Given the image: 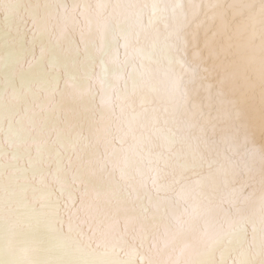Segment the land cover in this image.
Here are the masks:
<instances>
[{"label":"snow or ice","instance_id":"6c2138e0","mask_svg":"<svg viewBox=\"0 0 264 264\" xmlns=\"http://www.w3.org/2000/svg\"><path fill=\"white\" fill-rule=\"evenodd\" d=\"M188 8L185 11L181 3L169 7L137 0H54L41 9L22 0H0V12L7 18L23 12L32 15L37 25L33 38L48 39L53 50L69 35L77 34L86 51L89 45L96 48L101 70L94 79L101 88V114L106 112L114 124L115 142L120 145L114 147L112 140L104 145L101 171L109 170L112 176L119 172L123 180L130 175L126 170L135 158L138 183L146 189L150 181L161 208L171 205L163 208L161 220L150 227L142 224L130 232L128 224L123 231L119 229V220L106 225L108 216L100 214L99 208L94 210L93 201L87 198V184L79 207L75 205L70 189L80 177L73 174L70 183L71 163L65 172L59 155H52L48 168L55 162L56 170L39 181L49 189L47 195L21 193L14 183L15 171L8 172L6 182L0 177V264H264V140L257 143L253 120L235 98L238 81H243L245 91H254L258 81L264 103V3L259 8L243 0L227 6L192 3ZM35 12L44 13L40 17L46 18L43 27ZM208 12L213 13L211 19H219L212 36L205 39L211 67L204 57L189 55V36L194 35L189 29ZM161 22L166 33L162 44L156 27ZM149 31L154 33L150 48L127 51L129 41H139ZM116 32L125 41L123 61L119 60V47L114 53L106 47L108 36ZM106 56L110 57L108 63ZM38 63L33 58L28 67ZM161 71L172 82L163 94L153 81L154 72ZM212 72L220 76L215 84L210 82ZM121 79L123 87L119 86ZM6 87L11 139L21 124L13 116L30 91L14 83ZM221 110L230 122L228 129L218 130L213 122L220 118ZM213 111L217 112L215 118ZM177 112L198 122L193 125L187 151L173 157L153 154L149 148L145 164L142 153L151 143L149 129L161 116ZM41 133L43 126L38 130ZM199 142L212 159L199 157L193 146ZM257 156L260 167L254 174ZM205 166L210 170L209 191H204L200 180L182 183L185 171ZM241 169L246 178L238 181L235 177ZM167 174L174 176L181 189L161 197V191L171 189L160 183ZM217 176L223 180L218 181ZM93 191L98 199L99 191ZM113 198L120 199L115 194Z\"/></svg>","mask_w":264,"mask_h":264},{"label":"bare ground","instance_id":"6f19581e","mask_svg":"<svg viewBox=\"0 0 264 264\" xmlns=\"http://www.w3.org/2000/svg\"><path fill=\"white\" fill-rule=\"evenodd\" d=\"M22 2L42 9L44 5L52 4L54 0H22ZM137 2L158 3L169 7L181 3L185 5V11H189L188 6L192 3L227 6L239 3L241 0H137ZM243 2L255 4L259 8L264 0H243ZM212 14L208 12L207 16L202 15L189 29L190 33H194L189 36L190 57H204L209 67L213 64V60L208 59L209 50L205 47V39L212 36L219 24L218 18L211 19ZM34 15L40 20L44 13L35 12ZM149 15L150 12L144 17L145 25L148 23ZM45 23L46 18L40 20L41 27ZM156 27L160 29L162 44L166 35L163 22ZM36 28L33 16L28 12L13 18H7L5 13L0 12V117H3L0 119V128L3 129L0 131V177L6 182L8 172L15 171L17 179L14 183L21 193L28 196L47 195L49 189L39 181L42 177H49L56 170L55 162L52 169L48 168V161L52 155L58 154L60 167L65 172L68 171V164L71 163V171L68 172L69 182L71 183L73 174L80 177V181L70 189L77 207L84 192V184H87V198L93 201L94 210L99 208L100 214L108 216L106 225L119 220V229L123 231L128 224L130 232L139 229L142 224L145 227L155 225L161 220L163 208L171 205H164L161 208L155 199L156 192L150 181L146 189L138 183L135 158L131 169L126 170L130 175L126 174L123 180L119 172L112 176L109 175V170L101 171L99 161L106 153L104 145L108 140H112L116 148L120 145L115 142L117 133L114 124L109 121L106 112L101 114V88L94 79L101 70L100 56L96 48L89 45L86 51L77 34L69 35L58 48L53 50L48 39L33 38ZM153 39V32H144L139 41H129L127 51L139 47L148 49ZM124 43L118 32L109 35L106 41V46L108 45L113 53L119 47L120 61H123L125 55V48L122 46ZM33 58L39 63L30 69L28 61ZM104 60L108 63L110 57L106 56ZM139 63L137 61L138 67ZM109 67L111 68V65ZM109 75L114 79L111 73ZM124 75L127 76V71ZM218 79H220L218 73L210 74L212 84ZM153 81L160 94L172 87L171 80L162 71L154 72ZM9 83H14L17 87L24 85L30 91V96L13 116L14 120L21 119V124L16 126V135L11 139L8 134L6 111L10 102L9 89L6 87ZM119 86H124L123 79L119 81ZM129 87H131L130 83ZM112 95L114 97V93ZM155 95L153 94L154 99ZM235 98L240 101L241 109L251 116L259 144L264 140V126H262L264 103L261 100L258 81L254 91H245L243 81H238ZM140 110L137 106V111ZM118 112L119 108H117ZM212 116L217 117V112L213 111ZM213 122L218 130L228 129L230 126L224 110H221L220 118L214 119ZM197 123L184 112L169 114L167 117L161 116L159 122L149 129L151 143L145 146V151L142 153L145 156V164L149 148L153 154L163 153L173 157L176 154L183 155L188 149V144L192 142L193 125ZM41 126L43 133L38 134ZM193 146L203 161L213 158L203 142L194 143ZM259 167L257 156L254 159V174ZM209 171L207 166L195 171L187 170L184 172L185 180L182 183L200 180L204 191H209ZM211 171L214 172L215 167ZM244 178L246 174L241 169L235 179L239 181ZM216 179L222 181L223 176H217ZM160 183L171 186L170 190L161 191V197L170 196L181 189V184L175 183L171 174L162 175ZM94 188L100 193L98 199L93 191ZM113 194L120 197L119 201L113 198ZM129 242L131 243V240Z\"/></svg>","mask_w":264,"mask_h":264},{"label":"water","instance_id":"95a60500","mask_svg":"<svg viewBox=\"0 0 264 264\" xmlns=\"http://www.w3.org/2000/svg\"><path fill=\"white\" fill-rule=\"evenodd\" d=\"M106 47H108V45Z\"/></svg>","mask_w":264,"mask_h":264}]
</instances>
